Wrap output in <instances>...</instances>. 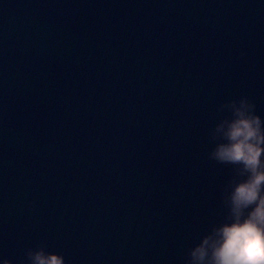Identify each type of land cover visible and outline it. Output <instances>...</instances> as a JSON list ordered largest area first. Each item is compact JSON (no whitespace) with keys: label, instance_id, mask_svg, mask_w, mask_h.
Segmentation results:
<instances>
[{"label":"water","instance_id":"obj_1","mask_svg":"<svg viewBox=\"0 0 264 264\" xmlns=\"http://www.w3.org/2000/svg\"><path fill=\"white\" fill-rule=\"evenodd\" d=\"M242 97L264 117V0H0V258L189 264Z\"/></svg>","mask_w":264,"mask_h":264},{"label":"clouds","instance_id":"obj_2","mask_svg":"<svg viewBox=\"0 0 264 264\" xmlns=\"http://www.w3.org/2000/svg\"><path fill=\"white\" fill-rule=\"evenodd\" d=\"M230 115L215 132L222 138L209 156L233 166L224 192L228 212L190 250L189 264H264V117L247 98L227 102ZM31 264H66L63 254L29 251ZM0 264H11L0 258Z\"/></svg>","mask_w":264,"mask_h":264}]
</instances>
